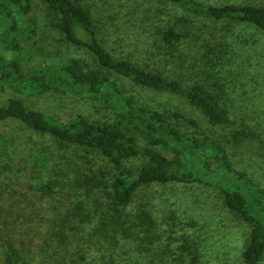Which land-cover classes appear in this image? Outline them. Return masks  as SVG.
<instances>
[{
	"label": "trees",
	"instance_id": "1",
	"mask_svg": "<svg viewBox=\"0 0 264 264\" xmlns=\"http://www.w3.org/2000/svg\"><path fill=\"white\" fill-rule=\"evenodd\" d=\"M43 1L55 14L54 26L64 43L87 56L68 53L62 63L26 70L23 46L17 37L18 16L31 14L34 0H0V37L5 48V52H0V92L17 93L0 105V122L15 119L36 132L99 154L114 172L103 171V177L87 175L84 180L78 175V185L85 183L91 187L89 191L100 190L102 204L94 215L84 202L66 212L59 210L55 194L60 182H43L35 188L39 201L31 205L30 201L23 204L24 199L17 203L20 197L13 194L8 198L2 191L0 201L8 203L1 211L0 223L3 264H203L202 242L206 233L201 232L194 239L186 230L178 236L175 217L160 216L149 206L131 210L143 186L170 183L218 187L225 205L252 224L243 252L244 263L260 264L264 257V214L254 211L256 199L250 193L254 186L232 167L229 149L216 146L208 137L202 140L197 135L203 134L199 120L187 114L175 112L174 116L193 126V134L183 132L161 110L137 104L118 79L179 98L217 128L228 124L219 86L201 82L187 85L147 70L119 47L125 42L123 37L114 52L110 50L106 28L97 25L90 10L77 0ZM170 1L191 16L248 23L264 31V5ZM178 22L183 25L182 32L171 27L162 33L163 43L170 48L193 35V26L189 24L194 20L181 18ZM50 92L95 99L105 104L112 115L100 119L78 114L69 121H61L29 107L20 97ZM230 132L235 139L255 136L234 129ZM213 156H219L222 166H212ZM135 157L145 160L137 169L128 164ZM107 175L110 179L104 182ZM255 192L264 194L256 187ZM28 195L30 192L24 194ZM42 202L47 206L41 207ZM176 242L179 244L174 245Z\"/></svg>",
	"mask_w": 264,
	"mask_h": 264
},
{
	"label": "rangeland",
	"instance_id": "2",
	"mask_svg": "<svg viewBox=\"0 0 264 264\" xmlns=\"http://www.w3.org/2000/svg\"><path fill=\"white\" fill-rule=\"evenodd\" d=\"M211 5L255 4L264 0H200ZM90 10L97 25L106 30L109 49L119 46L130 59L147 70L160 72L170 79L181 80L187 85L197 82L209 86L218 85L221 106L228 119L226 127L217 128L187 102L163 92L140 88L133 83L118 79L137 104L161 110L185 133L196 129L174 116L175 112L187 114L199 120L202 140L208 137L216 146L229 149L232 167L243 173L254 187V211L264 214V31L248 23L215 20L187 14L170 0H77ZM35 7L28 16H18L20 31L17 37L23 46V66L26 70L62 63L68 53L85 58L86 53L65 44L55 28L57 21L43 0H34ZM194 20L193 35L184 37L174 47L163 43L162 33L174 27L182 32L178 19ZM2 24L0 18V34ZM0 52L5 48L0 37ZM89 57V56H88ZM14 94L0 92V105L6 104ZM31 107L43 110L61 121H69L78 114L105 119L111 110L95 99H79L71 94L50 92L37 96H20ZM230 128V129H229ZM231 129L252 133L255 136L233 138ZM137 133L136 129H132ZM140 139L143 140L142 135ZM144 141V140H143ZM144 158L135 157L128 164L139 168ZM214 168H219V156L210 157ZM10 165V167H8ZM92 167V169H91ZM114 172L108 161L99 154L84 148L61 142L50 135L34 131L18 120L0 122V193L15 202H38L35 194L43 182L58 183L57 208L66 212L79 202L86 203L95 214L102 203L99 189L90 190L88 184L78 185V175ZM110 175L104 177L108 182ZM30 195L24 196L25 193ZM7 202L0 201L1 211ZM41 207L47 203L42 202ZM149 206L160 216L168 215L178 221L179 235L188 230L194 239L205 234L203 264H245V251L252 224L225 205L216 186L202 184L170 183L145 185L136 194L131 210ZM261 209H263L261 211ZM183 225L185 226L183 228ZM176 242L174 245H178ZM0 264L2 254L0 251ZM260 264H264V257Z\"/></svg>",
	"mask_w": 264,
	"mask_h": 264
}]
</instances>
